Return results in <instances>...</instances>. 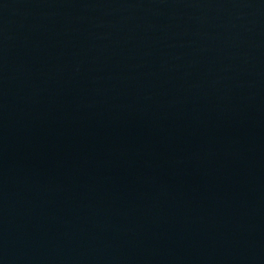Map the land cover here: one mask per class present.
<instances>
[{
    "label": "water",
    "instance_id": "95a60500",
    "mask_svg": "<svg viewBox=\"0 0 264 264\" xmlns=\"http://www.w3.org/2000/svg\"><path fill=\"white\" fill-rule=\"evenodd\" d=\"M0 264H264V0H0Z\"/></svg>",
    "mask_w": 264,
    "mask_h": 264
}]
</instances>
